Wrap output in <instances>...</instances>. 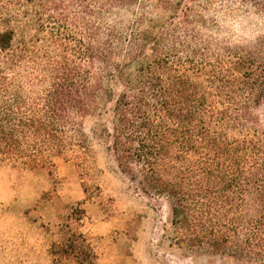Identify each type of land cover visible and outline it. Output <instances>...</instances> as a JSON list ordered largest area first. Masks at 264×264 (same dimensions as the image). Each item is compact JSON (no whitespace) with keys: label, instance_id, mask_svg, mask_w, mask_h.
Segmentation results:
<instances>
[{"label":"trees","instance_id":"obj_1","mask_svg":"<svg viewBox=\"0 0 264 264\" xmlns=\"http://www.w3.org/2000/svg\"><path fill=\"white\" fill-rule=\"evenodd\" d=\"M15 1L0 0V161L62 157L84 175L85 119L107 115L94 133L135 190L166 201L175 246L264 264V37L216 41L212 0ZM61 232L56 264H98L86 233Z\"/></svg>","mask_w":264,"mask_h":264},{"label":"rangeland","instance_id":"obj_2","mask_svg":"<svg viewBox=\"0 0 264 264\" xmlns=\"http://www.w3.org/2000/svg\"><path fill=\"white\" fill-rule=\"evenodd\" d=\"M106 119H85L95 154L84 175L62 157L53 168L0 161V264H56L52 247L68 228L89 236L98 264H227L174 245L166 201L135 190L94 133Z\"/></svg>","mask_w":264,"mask_h":264},{"label":"clouds","instance_id":"obj_3","mask_svg":"<svg viewBox=\"0 0 264 264\" xmlns=\"http://www.w3.org/2000/svg\"><path fill=\"white\" fill-rule=\"evenodd\" d=\"M204 19L205 31L230 47L249 46L264 37V10L253 0H212ZM256 111L264 114V100Z\"/></svg>","mask_w":264,"mask_h":264}]
</instances>
